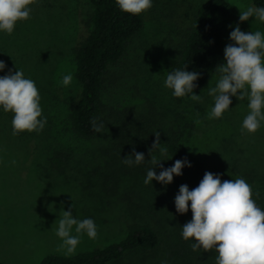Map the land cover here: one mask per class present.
Masks as SVG:
<instances>
[{"label":"rangeland","instance_id":"374dc122","mask_svg":"<svg viewBox=\"0 0 264 264\" xmlns=\"http://www.w3.org/2000/svg\"><path fill=\"white\" fill-rule=\"evenodd\" d=\"M204 1L152 0V7L143 11V29L106 75V111L120 125L126 119V141L136 130L129 114L151 120L145 160L132 166L122 162L131 156L128 152L125 156L115 150L120 133L109 127L107 119L104 132L91 139L80 137L71 125V103L81 94L75 48L92 27L90 1L34 0L28 6L29 19L17 21L11 35L0 30V60L6 64L0 77L9 69L21 70L24 78L34 81L42 109L38 119H47L39 132L13 135L14 113L0 106V264H38L47 254L102 248L120 241L138 224L158 230L160 247L125 256L117 264H216L215 248L201 259L181 244L182 227L192 219V211L190 201L187 213L176 211L175 196L183 185L177 175L167 185L155 179L144 183L147 171L154 168L151 155L162 160L165 168L174 165L166 142L172 126L180 122L193 124V133L184 140L191 167L182 168L195 169L193 186L205 172H211L220 174L221 182L243 178L252 188L253 200L264 196V121L256 132H242L250 111L248 100L231 96L232 103L222 117L209 119L214 98L208 92L220 78L217 71L205 87L193 89L202 98L199 102L191 94L174 97L173 90L164 86L167 74L175 70L180 42ZM228 1L238 15L239 10L255 7L252 0ZM247 22L252 33L260 31L264 36V22L255 17ZM232 43L227 31L224 48ZM69 73L73 80L63 86L62 77ZM155 132L160 133V146L167 149L164 154L159 149L149 153ZM59 154L66 162L62 170L53 164ZM161 170L154 168L157 175ZM68 210L78 221L91 218L97 228V237L90 239L86 232L76 233L73 226L70 234L78 235L80 242L71 254L56 235L63 211Z\"/></svg>","mask_w":264,"mask_h":264},{"label":"clouds","instance_id":"9594fccd","mask_svg":"<svg viewBox=\"0 0 264 264\" xmlns=\"http://www.w3.org/2000/svg\"><path fill=\"white\" fill-rule=\"evenodd\" d=\"M34 0H0V30L11 35L19 20H27L31 9L28 7ZM121 11L139 15L152 7V0H116ZM239 20L247 21L255 17L264 22V7H248L240 11ZM230 40L224 49V61L216 67L220 78L214 88H209L208 94L214 98V107L208 118H220L229 109L236 96L239 101L248 100L249 113L242 122V132H256L260 122L264 121V36L260 31L245 32L236 25L230 32ZM6 67L0 60V70ZM196 71L176 69L167 74L164 86L172 89L174 97L191 94L193 101H201V96L193 92L197 87L194 83L200 77ZM73 80L71 73L62 77V85L69 86ZM40 94L31 79L24 78L21 70L0 77V106L5 112L14 113L12 119L13 135L23 131L43 130L47 119H38L42 115L39 104ZM98 118L90 121L92 130L104 132L103 123H97ZM156 139L149 148L159 149L161 154L167 149L160 146V133L155 132ZM134 157V159L132 158ZM145 160L144 153L136 152L133 147L131 156L122 159L128 166L140 164ZM162 160L151 155V163L162 170L157 173L154 168L147 171L144 183L147 185L155 179L162 184L173 181V175H182V168L191 167L187 158L178 159L174 165L165 168ZM15 163V161H13ZM259 196V191L256 193ZM191 202L192 219L183 225L182 238H194L196 243L191 245L193 251L203 248L209 251L215 247L218 252L216 264H264V211L257 207L252 199V188L243 179L225 180L221 182L220 174L205 172L199 185L189 190L183 184L175 196L176 211L185 214ZM73 226L76 233L86 232L90 239L97 237V228L91 218L78 221L72 216V211H63L59 220L56 235L63 241L61 247H66L71 254L79 244V236L70 234ZM166 264V262H165Z\"/></svg>","mask_w":264,"mask_h":264},{"label":"trees","instance_id":"16d2710c","mask_svg":"<svg viewBox=\"0 0 264 264\" xmlns=\"http://www.w3.org/2000/svg\"><path fill=\"white\" fill-rule=\"evenodd\" d=\"M89 1L93 7L90 17L92 27L87 37L75 48L76 78L81 85V94L79 99L71 103L69 116L72 128L80 137L91 139L99 135L92 130V118H98V124H105L107 119L109 127L120 133L121 141L115 146L118 153L126 156L128 152L131 155L135 147L136 152L146 155L149 145L146 136L151 135V120L139 119L129 114L132 126L137 131L132 130L134 137L126 141V119L122 120L121 125L114 120L111 113L106 111L107 103L104 100L106 75L111 66L124 58L129 41L143 29V12L133 15L121 11L116 0ZM252 2L255 7H264V0ZM237 24L242 31L252 32L247 21L239 20L236 7L228 0H205L198 6L194 20L175 54V70L196 71L201 74L194 82L197 85L194 89L205 87L216 72L217 65L223 63L224 35L227 31H233ZM191 127L193 124L182 125L180 122L172 126V136L167 138L166 145L175 161L185 157L188 160L184 140L193 133ZM65 163L61 154L53 159V164L60 170ZM195 172V169L182 170V175L177 177L182 184L188 187L191 185L192 190L199 185L193 186L190 183ZM254 201L264 211V196ZM180 236L181 244L183 241L185 248L199 258L203 259L210 253L211 250L205 251L202 247L193 251L191 245L196 243L195 239L184 240L182 234ZM160 244L161 237L156 228L138 224L132 226L120 241L71 255L47 254L38 264H117L125 256L154 252Z\"/></svg>","mask_w":264,"mask_h":264}]
</instances>
